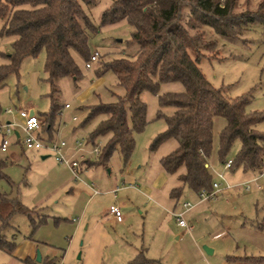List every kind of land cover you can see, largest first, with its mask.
I'll use <instances>...</instances> for the list:
<instances>
[{
	"label": "rangeland",
	"instance_id": "1",
	"mask_svg": "<svg viewBox=\"0 0 264 264\" xmlns=\"http://www.w3.org/2000/svg\"><path fill=\"white\" fill-rule=\"evenodd\" d=\"M111 1L95 0L93 6L87 7L82 4V7L93 23L98 25L101 13ZM258 1L238 0L237 11L253 8ZM187 15L188 9H184V20L187 19ZM1 27L0 20V30ZM131 31L132 27L125 19L101 26L97 33L90 35L88 41L90 53L98 51L100 54L97 61L86 67L85 60L73 52L83 77L77 81V87L69 76L62 77L58 82L59 104L63 106L68 103L70 107H62L56 117L54 126L59 130L54 137L67 142L66 155L69 157L73 155V159L88 158L92 161L97 159L93 152L96 146L86 142H83L81 148L75 145L77 139L88 140L87 134L94 125L92 122L81 126L86 111L79 108L98 101H113L115 99L113 93L119 95L123 93L111 71L101 76H97L96 71L99 64L102 65L103 62L121 55L127 40L130 39ZM205 32V38L216 41L215 48L203 51L198 63L207 80L215 88H222L230 97L248 96L250 100L246 106L248 112H264V26L255 24L239 39L234 40L225 39L210 28H206ZM14 39V36L0 35V64L7 62L6 54L11 52V43ZM44 63L45 50L42 49L36 56L23 58L18 73H11L6 77L3 87L0 88V125L6 123L22 125L23 119L19 115V109L34 110L37 114L49 110L50 100L47 97L49 85L46 81ZM182 90L181 83L172 82L162 83L157 94L143 91L141 99L147 105V124L143 130L134 134V149L128 161L124 163L120 152L115 151L106 167L101 165L88 167L80 173L79 180H74L67 166L56 162L54 156L46 150H42L48 155L43 159L42 151L26 149L23 151L19 145L13 143L7 151L0 150V160L6 161L0 170V194H6L8 197L18 196L29 208H44L46 215L45 221L38 224L34 230L27 216L15 213L10 217L8 226L0 230V233L4 234L7 240L14 241L16 247L11 254L0 250V264H5V261L18 264L19 261L11 255L24 251L25 243L29 240L37 241L39 254H42V260L40 262L34 260V264H48L54 257L64 264H86L81 245L86 217L81 210L90 199V195L86 192V195L76 197V194L69 192L71 187L84 186V181L93 182L102 192L96 199H90V206L95 202L98 204L100 197L101 202H105V198L108 197L105 191L115 178L119 179L120 175H132L140 189H143L144 185L152 190L156 189L163 183L160 176L167 178L168 185L176 183L177 173L164 172L160 167V159L171 152L177 146V142L169 139L154 151L150 150V144L154 137L165 129L164 119L157 117L158 95L167 91ZM8 109L12 111L7 113ZM161 110L165 114L171 113L164 108ZM75 114L79 117L78 121L72 119ZM225 124L224 117L216 116L213 119L212 150L208 164L212 181L221 182L231 188L209 200L206 203L208 206L206 210L192 218L184 216L187 226L191 229L182 237L183 229L177 226L176 218L169 214L166 208L155 206L149 199L145 200L149 203L144 201L141 206L142 214L136 210L133 214L123 211L124 222L121 225L106 224L115 241L100 254L99 264H125L132 259L135 249L140 247L147 251V257L157 259L161 264H264V258L259 259L257 263L243 262L239 259L249 256L264 257V231L252 226L260 216L259 209L264 205V189L257 191L252 188L245 191L238 185L249 179L251 171L245 172L240 167L233 170L224 168V161L228 159L233 161L240 148L239 141H234L221 160L219 134ZM255 127L264 133V119ZM11 140L14 141L13 138ZM103 142L104 140L100 139L96 145L101 146ZM11 152L14 154L11 155ZM182 171L183 169L180 170ZM160 172L164 175H159L162 174ZM164 193L165 191L160 192L159 196L164 197ZM110 197L111 195L108 198ZM196 197L185 189L178 200L173 198L172 203L179 205L189 201L193 204ZM150 206H155L154 211L145 215L144 210H148ZM42 213L41 209H37L33 216L39 218ZM72 219L79 222L74 223ZM75 227L78 229L73 234ZM222 231L223 234L217 235ZM204 247L212 249L213 252L208 254ZM45 251L48 257L44 254Z\"/></svg>",
	"mask_w": 264,
	"mask_h": 264
},
{
	"label": "trees",
	"instance_id": "2",
	"mask_svg": "<svg viewBox=\"0 0 264 264\" xmlns=\"http://www.w3.org/2000/svg\"><path fill=\"white\" fill-rule=\"evenodd\" d=\"M94 3L95 0H0V35L15 37L11 52L6 54L7 62L0 64V88L9 74L18 73L23 58L45 50L50 108L39 114L43 132L52 136L56 117L64 107L59 104V80L69 76L77 87V81L83 77L73 52L86 62L92 54L88 45L90 35L103 25L125 19L132 27L125 48L119 57L99 64L96 71L97 76L111 71L123 93H113V101H98L79 108L86 111L81 126L94 122L86 139L88 144L99 147L93 162L106 165L110 156L119 151L126 163L134 149V134L147 124L142 92L157 94L162 83L179 82L182 91L158 95L157 117L164 119L165 129L150 144V150L154 151L169 139L177 142L160 159L166 173H177L180 184L171 189L172 198L178 199L185 187L197 197L202 189H211L208 157L216 116L226 119L219 134L221 160L238 140L240 148L230 169L255 171L264 165V133L255 127L264 119V112H248V96H228L222 88H215L198 66L203 51L216 46V41L205 38L206 28L225 39H239L253 25L264 26V0L241 11H237L238 0H112L101 13L98 25L82 7ZM184 9H188L186 20ZM168 107L172 112L163 113L161 109ZM100 139L104 142L97 146ZM5 164V160H0V170ZM37 209L24 205L18 196L0 194V230L8 226L15 213L27 216L34 230L46 218L45 213L35 218L33 213ZM259 212L252 226L264 231V205ZM14 247L15 242L0 233V250L11 253ZM263 258L249 256L246 260L257 263ZM149 263L161 264L140 251L125 264Z\"/></svg>",
	"mask_w": 264,
	"mask_h": 264
},
{
	"label": "crops",
	"instance_id": "3",
	"mask_svg": "<svg viewBox=\"0 0 264 264\" xmlns=\"http://www.w3.org/2000/svg\"><path fill=\"white\" fill-rule=\"evenodd\" d=\"M164 109H167L170 112H172V110H173L172 108H169V107L168 108H164ZM75 116L77 118L75 120H73V121H78V118H79L78 115L75 114ZM39 117L41 119L40 115H39ZM72 119H73V117H72ZM16 125H17V129L15 131L14 137H12L14 141L11 142V143L19 145L21 150L24 151V149H26V148L23 147V145L21 143V138L23 136V131L21 129V125H19V124H16ZM58 130H59L58 128H54V131L52 132V136L51 137H49L47 135V133L43 132L42 130H41L40 135L44 139H48V137L50 139H53V138L55 139L54 136L56 135V132H58ZM0 140H1V136H0ZM77 140H79V139H77ZM85 142H86V144H88L87 141H86V138L84 140V143ZM75 145H76L77 148H81V147L77 146L76 140H75ZM9 146H8V148H9ZM8 148H7V150H8ZM26 150H31V149H26ZM31 151L41 152L42 150H40V151L31 150ZM44 151H42V154L45 153ZM66 151H67V148L65 149V155H66ZM3 152H5V151H3ZM10 154L13 155L14 152H11ZM47 156L48 155L44 154V155H41V158L43 159V158H45ZM72 156L73 155H71L69 157V156L66 155V157H68V158H70L72 160H77L78 161L77 177L74 176V173L71 170V168L67 166V168L72 173V175L74 177V180H79L80 179L79 176H80V173H82L83 170H86L88 167H93V166L99 165V164L94 163L92 160H89L88 158H82V156H80L82 159L78 160V159H73ZM101 166L106 167V165H101ZM160 167H161V165H160ZM161 169H162V167H161ZM160 173H162V172H160ZM254 174H255V171L254 170L251 171V176L249 177V179L253 178ZM159 175H164V174L162 173V174H159ZM160 178H163L162 179L163 183L160 184V186H158L159 188L156 187V189L152 190L147 185H144L143 189H140L138 187V185L134 181L136 179L130 174H124L123 176L120 175L119 179L115 178L113 180V182L109 184V189H107L105 191V194H107L108 197H109V195H111V197L110 198L106 197L105 198V202H101L102 199L100 200V198H101L100 197L99 200H98L99 203L97 204L95 202V204H93L92 206H90L91 200L93 198L96 199V197H98L99 195L102 194V192L97 189L96 185L93 182L86 183V181H84V183H83L84 186L78 185L76 188L71 187V190L69 192L73 193V195L76 194L77 195L76 197H79L80 195H86V192H89L90 199H91V200L89 199L90 201L88 200L85 203V205L82 207V210H81V212L86 217L85 224L83 225V230H84L83 238L84 239H83V241L81 243V245H82V254L84 252V257L87 260L86 264H99L98 262H100V259H101V257H99L100 254L104 251V249L107 246H109L112 243H114V241H115L114 240V236L109 231V229L106 227V224L110 223V224H112L114 226H118V225H121L124 222V217H123L122 221H120V222H117L115 220L106 219V215H105L106 214V210L111 204H117L121 208L122 212L124 211L127 214H133L135 210L139 214H142L143 211L141 209V206H142V204H143V202L145 200L149 199L155 206H158L160 208H166L168 213L173 215L174 217H175L174 213L182 212L183 213V217L184 216H188V217H191V218L208 208L206 203L209 200H211V199H200L199 197H196V200H195V202L193 204H191L188 201L190 203V205L188 207H186V208L183 207L182 203L179 204V205L173 204L172 202L174 201V199L170 196V191H171V189L173 187H176V186H178L180 184L179 180H178V177L176 178L177 182L176 183L174 182V183H172L170 185H168L167 178L165 176H160ZM249 179H247V180H249ZM94 180L96 182H98L97 179H94ZM247 180H245V181H247ZM185 189H187V191L189 193L195 194V193H193L192 191H190L186 187L183 189V191ZM263 189H264V184H262L261 189H256L255 188V190H257V191H262ZM164 191H165L164 197L159 196V193L160 192L163 193ZM223 191H226V190H223ZM119 193H121V194H119ZM178 199H176V200H178ZM145 202L149 203L147 201H145ZM88 206H89V209H88ZM155 206H150L148 208V210L145 209L144 210L145 215L148 212L154 211ZM161 206H164V207H161ZM34 208H36V207H34ZM38 209H41L43 211V213L45 212L44 208L40 207ZM71 221L74 222V223H78L79 222V220H77V219H72ZM177 226L179 228L183 229V231L181 232V237L185 236L186 233L191 229L190 226L189 227L187 226V228L181 227L178 224H177ZM77 229H78L77 227L74 228L73 234L76 233ZM221 234H223V231L220 232L217 235H221ZM25 246H26V249L24 251H21V252L18 251L15 254L11 255L12 257H14L15 259H17L19 261V262H17L18 264H21V263L22 264H34L33 263L34 260L37 261V262H40L42 260V254H40V260L39 261L36 260L37 251H38V243H37V241L29 240L28 242L25 243ZM15 247H14V249H15ZM13 250H12V252H13ZM140 251L144 252L145 256L147 257V255H146L147 251H145V249L143 247L142 248L140 247L138 249H135L132 259ZM212 252H213V250L211 249L210 253H212ZM11 253H8V254H11ZM210 253H208V254H210ZM44 254L47 256L48 255L47 251H45ZM47 257H46V259H47ZM147 258H149V257H147ZM149 259H152V258H149ZM239 259H242L243 262H246V261L252 262V260H246V257L239 258ZM153 260H157V259H153ZM49 261H51L52 264H64L58 258L55 259V257H54V259L49 260ZM157 261H159V260H157ZM5 264H11V263L8 262V261H5ZM149 264H152V263H149Z\"/></svg>",
	"mask_w": 264,
	"mask_h": 264
},
{
	"label": "built area",
	"instance_id": "4",
	"mask_svg": "<svg viewBox=\"0 0 264 264\" xmlns=\"http://www.w3.org/2000/svg\"><path fill=\"white\" fill-rule=\"evenodd\" d=\"M99 52L95 51L91 54L89 60L86 61L85 66L90 67L93 62L97 60ZM70 105L66 103L64 108H69ZM12 109H8L6 112L10 113ZM19 115L23 119V124L21 129L23 131V136L21 138V143L23 147L31 150H46L54 159L61 164H64L71 168L74 176L77 177L78 161L72 160L65 155V149L67 148V142L64 139H44L41 137L42 120L39 115L33 110L19 109ZM77 117L74 115L73 120ZM17 129L16 124L6 123L0 125V150L6 151L10 143L11 138L14 137L15 131ZM84 140H76V144L82 147ZM264 147V142H263ZM93 152L95 155L99 153V147H94ZM224 168L230 170L233 161L228 159L224 161ZM262 184H264V165L259 169L255 170L254 177L240 183L238 186L243 187L244 190L249 191L252 188L261 189ZM231 188L229 185H223L221 182L212 181L211 189H202L199 192L200 199H214L218 194L222 193L223 190ZM183 207H188L190 203L188 201L182 202ZM106 219L115 220L117 222L122 221L123 214L121 208L117 204H111L106 210ZM177 224L181 227L187 228V223L183 217L182 212L174 213Z\"/></svg>",
	"mask_w": 264,
	"mask_h": 264
},
{
	"label": "water",
	"instance_id": "5",
	"mask_svg": "<svg viewBox=\"0 0 264 264\" xmlns=\"http://www.w3.org/2000/svg\"><path fill=\"white\" fill-rule=\"evenodd\" d=\"M204 249H205V251H206L207 253H210V252H211V249L208 248V247H204ZM36 260H38V261L40 260V254H39V251H37Z\"/></svg>",
	"mask_w": 264,
	"mask_h": 264
}]
</instances>
